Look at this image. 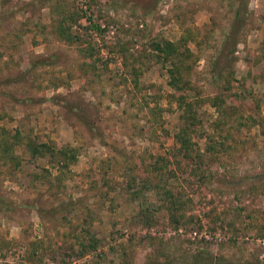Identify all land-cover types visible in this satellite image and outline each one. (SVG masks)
Masks as SVG:
<instances>
[{"label": "rangeland", "instance_id": "obj_1", "mask_svg": "<svg viewBox=\"0 0 264 264\" xmlns=\"http://www.w3.org/2000/svg\"><path fill=\"white\" fill-rule=\"evenodd\" d=\"M56 2L75 14L73 44L51 32ZM186 30L192 55L182 82L201 101L192 107L200 155L191 157L175 136L184 109L171 64L152 44L176 42ZM0 56V126L32 127L39 141L54 143H73L77 131L85 149L60 190L31 182L54 167L25 146L13 148L19 167L0 161V264H204L192 257L202 249L217 255L209 264H264V0H0ZM132 69L136 95L161 109L157 124L129 102ZM39 73L58 85L36 93ZM215 96L225 99L221 127L202 101ZM210 134L225 139L212 153ZM160 187L186 201L177 227ZM146 207L150 226L139 216ZM76 228L84 243L88 234L97 240L95 250L78 255Z\"/></svg>", "mask_w": 264, "mask_h": 264}, {"label": "trees", "instance_id": "obj_2", "mask_svg": "<svg viewBox=\"0 0 264 264\" xmlns=\"http://www.w3.org/2000/svg\"><path fill=\"white\" fill-rule=\"evenodd\" d=\"M64 11L65 10H62L60 4L57 2L52 6L51 13L53 22L51 24V32H53L58 39L73 44L77 42L79 38L78 35L73 33L72 24L69 23L73 19L75 14H67L64 13ZM241 15L242 10L238 9L236 12V18H239ZM42 28H46V25H43ZM90 29L98 33L105 31V29L101 28L99 24L90 25ZM187 30L184 34L182 32L180 39L176 42L170 40H161L153 41L152 44L159 58L168 60L171 64V67L168 69L170 84L174 88H176L177 93L175 99L178 105L184 109V112L181 115V118L184 119V121L183 123L179 124L178 132L175 136L180 144V151H183V154L186 157H191V154L193 152L197 155H200L199 151L196 149V145L198 135L200 133L202 134V131L198 129L199 127H196L198 118L196 117L192 108L193 104H195L196 102L199 103L201 101L199 99H196L195 102L191 100V97L187 92V90L192 89L191 84L189 81L182 82L184 79L182 72V68L184 67V60L185 58H189V56L192 55L188 47L185 46L188 41L192 40L190 37H188ZM13 34L18 36V33L16 31H14ZM136 71L138 70L132 69L128 71L131 73V81L134 87V90L129 97V102L131 103V105H136L140 110L146 108V113L149 115V120L152 123L157 124L161 109L157 107L156 100L154 101V105L150 106L149 101H146L142 96H139V94L136 95L137 91L140 92L141 90V87L137 82L138 73ZM228 76L229 77H226L227 84H229V78L231 77V74ZM127 79L128 78L126 76H120V80H122L121 82L124 85H126V83L128 82ZM57 85L58 83H56L54 80L52 81L51 79L46 78L41 73H39L37 74L35 79H33L31 88L36 93H39L45 92L51 86ZM202 101L211 102V105H213L217 110L219 117L215 120V125L218 126L220 123L225 124V119L228 116L226 115L224 109L225 99L215 96L212 98H206ZM127 110L128 109H126L124 112H126ZM221 119L223 121H221ZM235 119L237 120L238 124L241 125H246V123L248 124V122L250 121V119L243 117L242 115H238L237 117H235ZM23 129V127L18 125H16L14 129L5 127L3 125L0 126V161L2 163H9L11 161H14L16 163V166L19 167L20 163L13 153V148L15 146H25L27 152H29L32 156L39 155L44 158H48V161L53 164L54 167V170H51L48 167H44L40 172L31 174V182L35 186L37 185L50 187L60 190L64 186V182L76 174L72 166L77 163L79 157L85 153V149L83 148V139L76 131L75 140L73 143L63 141L54 143L49 136L47 138V141H39L37 136L33 134L34 131L32 127H29L26 130ZM214 129V133L216 134L218 130L216 127ZM227 133H229V131H227ZM215 134L209 135L208 144L205 146V150L208 153L219 150V148L223 147V144L225 142V139L222 135L218 136L219 139H217V137H215ZM129 176L132 177L131 175ZM131 179L133 181L135 180V178ZM143 185H140V187H138L133 194L137 195L139 192H141L142 189H145L146 187ZM161 189L162 191H160L159 200L163 202L164 207L168 210L169 215L172 219L171 222L173 223V226L177 227L183 222L182 220L185 216L184 211L186 201L179 191L175 192L169 189H164V187ZM148 211L149 208L146 207L139 212V216L141 215L145 226H150L155 223L154 216L150 215V213L146 214L148 213ZM75 231L76 232L74 233V236L81 244V250L78 254L79 256H82L89 251L95 250L97 246V240L94 239L93 236L90 235L89 237V234L87 233L88 238L85 237L89 241V243L87 244L83 242L84 235H79L78 228H76ZM86 231H88V229ZM80 234L82 233L80 232ZM159 240L162 241L161 238H159ZM37 250H39V244L33 245L32 252L29 254L28 258L32 259L33 256L37 254ZM98 255L100 257H103L104 254L98 253ZM192 257L194 258V260H202L206 262L204 264H209L208 261L212 262L213 258L217 259V255L215 257H212L208 252H206L205 250L203 251V249L202 251L197 252V254L193 255ZM153 264L158 263L153 262Z\"/></svg>", "mask_w": 264, "mask_h": 264}, {"label": "built area", "instance_id": "obj_3", "mask_svg": "<svg viewBox=\"0 0 264 264\" xmlns=\"http://www.w3.org/2000/svg\"><path fill=\"white\" fill-rule=\"evenodd\" d=\"M195 234V233H194ZM206 237V236H205ZM207 238V237H206Z\"/></svg>", "mask_w": 264, "mask_h": 264}]
</instances>
